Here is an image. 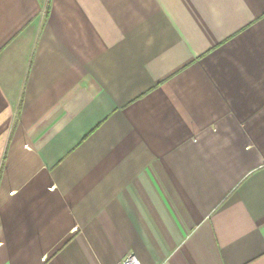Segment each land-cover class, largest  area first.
<instances>
[{"label": "crops", "instance_id": "0c3cea01", "mask_svg": "<svg viewBox=\"0 0 264 264\" xmlns=\"http://www.w3.org/2000/svg\"><path fill=\"white\" fill-rule=\"evenodd\" d=\"M264 264V0H0V264Z\"/></svg>", "mask_w": 264, "mask_h": 264}, {"label": "built area", "instance_id": "2783aa9c", "mask_svg": "<svg viewBox=\"0 0 264 264\" xmlns=\"http://www.w3.org/2000/svg\"><path fill=\"white\" fill-rule=\"evenodd\" d=\"M120 264H141L139 259L133 253L126 254L122 259Z\"/></svg>", "mask_w": 264, "mask_h": 264}]
</instances>
